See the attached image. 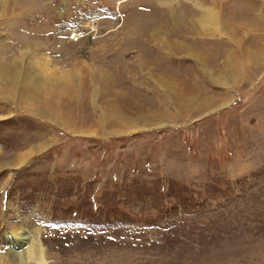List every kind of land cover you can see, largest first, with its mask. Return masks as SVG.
Here are the masks:
<instances>
[{"label": "rangeland", "instance_id": "1", "mask_svg": "<svg viewBox=\"0 0 264 264\" xmlns=\"http://www.w3.org/2000/svg\"><path fill=\"white\" fill-rule=\"evenodd\" d=\"M237 7L0 0V31L32 49L0 52L20 75L0 81L15 99L0 121V264H20L17 233L30 235L27 264H264V70L220 48L200 56L183 34L217 32L214 8ZM87 17L93 35L69 42ZM28 83L55 118L20 102ZM151 109L164 113L144 129L115 124Z\"/></svg>", "mask_w": 264, "mask_h": 264}, {"label": "crops", "instance_id": "2", "mask_svg": "<svg viewBox=\"0 0 264 264\" xmlns=\"http://www.w3.org/2000/svg\"><path fill=\"white\" fill-rule=\"evenodd\" d=\"M210 1L211 3L201 0L203 5L208 7L214 6L217 8V6L222 7L224 4H231L238 7L234 13H230V11L224 12L223 10L218 11V9L214 8L217 13L216 19L219 25V31L217 32L202 29H189L184 31L183 34L185 37L197 39L196 41L189 43L188 48L191 50L192 48L195 49L200 56L206 52L208 53L220 48L219 52H224L230 57H238V68H248L253 71L264 70V0ZM15 32V30L11 29L0 31V52L5 55V59H7L8 54L21 55L27 47L32 51L29 46L31 45V37L25 38L21 35L24 33L20 34ZM33 52L39 53L38 50ZM250 54L254 57L252 61H250V57L246 58V55ZM6 63L13 65L14 61H6ZM224 68L227 69V66H224ZM1 95L2 94H0V96ZM209 96L205 95L202 100H199L198 98H195L194 100L191 98L189 100L192 102L198 100L199 102L202 101V107L205 108L207 104L205 98ZM225 96L226 94L222 92V97L220 96V98L223 99ZM0 100H3L0 101V119H3L0 121H4V119L8 118L10 115L9 113L6 114V112L10 110L7 103H10V100L14 101L15 99L0 98ZM2 124L3 122H0V125Z\"/></svg>", "mask_w": 264, "mask_h": 264}, {"label": "bare ground", "instance_id": "3", "mask_svg": "<svg viewBox=\"0 0 264 264\" xmlns=\"http://www.w3.org/2000/svg\"><path fill=\"white\" fill-rule=\"evenodd\" d=\"M205 15V14H204ZM212 16V15H211ZM203 17V16H202ZM209 17V16H208ZM213 17V16H212ZM205 18V17H204ZM207 20V19H206ZM202 21H205L202 20ZM256 54V53H255ZM1 69H0V81H4V80H10L8 82H15L16 79H18V77L20 76L19 73H17L14 69H11V72H6V70H8V66H0ZM35 67H33L34 69ZM38 69V68H37ZM39 69L41 70L42 68L39 67ZM69 78V77H68ZM27 79V76H24L23 80L25 81ZM67 81H71V78L70 79H67ZM5 82V81H4ZM7 82V81H6ZM28 89L31 90V92H28V90L26 92H23L22 93V97H24V95L27 93V95L29 97L32 98V102H28L27 99H24L22 98L20 100V102L24 103V104H27V108L29 110H33L35 111L36 113L38 114H46L48 115L47 117L49 119H53L52 117H56L55 116V111H56V106L54 105L53 101L50 100L49 102L45 101V99H43L41 102H39L40 100V97L43 93V91L39 92L40 91V88L38 87L39 85L37 84H30L28 83ZM70 88V87H69ZM7 89V90H6ZM8 89L9 88H0V92L1 93H9L11 92V90L8 92ZM122 94V93H121ZM28 102V103H27ZM52 102V103H51ZM44 104H45V107H44ZM109 106V105H108ZM113 106H115L113 104ZM117 106V105H116ZM113 108V107H112ZM111 108V109H112ZM118 110V109H117ZM145 110V109H144ZM110 111V110H109ZM147 111V110H146ZM149 114L147 113H144V114H140V116L137 114V116H133V117H129L127 115H117L116 117V122L115 124L118 125H121L122 127L126 126L127 124L129 125V128L127 129V132H133V131H137L138 129H144L146 126L149 125V123L151 122V120H155L156 117H158L160 114H163L164 112L163 111H158V110H154V109H151L149 110ZM113 113V112H112ZM147 114V115H146ZM163 117V116H162ZM166 117V116H165ZM118 118V120H117ZM150 118V119H149ZM165 119V118H164ZM107 122V121H106ZM113 122V121H112ZM101 126V125H100ZM81 130V131H79ZM105 130V129H104ZM116 131H121V130H116ZM78 132H86L85 129H82L81 126L78 127ZM123 132V131H122ZM31 151L29 150L28 152H26L25 154L21 155L18 157V163L22 162L24 158H26V156L28 155V153H30ZM33 152V151H32ZM22 234V233H21ZM11 240H12V243H13V252L15 254V256L17 257H20L19 258V262L20 264H27V259H26V254L29 253L28 252V248H29V244H30V241L28 239H30V235H24V236H18V233L17 235L15 234H9L8 235ZM28 240V241H27ZM32 244V243H31ZM29 255V254H28Z\"/></svg>", "mask_w": 264, "mask_h": 264}, {"label": "built area", "instance_id": "4", "mask_svg": "<svg viewBox=\"0 0 264 264\" xmlns=\"http://www.w3.org/2000/svg\"><path fill=\"white\" fill-rule=\"evenodd\" d=\"M121 13H118L120 15ZM89 18V17H87ZM118 19L121 20L122 17H117ZM86 21V20H85ZM89 22H91L90 26L87 24L84 26L83 24H78V25H72L68 29L65 30V33L67 35V40L70 42H77L81 38L86 37V35L92 36L93 32L95 31V26L97 24L96 21H94V18H89ZM86 31V32H85Z\"/></svg>", "mask_w": 264, "mask_h": 264}, {"label": "clouds", "instance_id": "5", "mask_svg": "<svg viewBox=\"0 0 264 264\" xmlns=\"http://www.w3.org/2000/svg\"><path fill=\"white\" fill-rule=\"evenodd\" d=\"M41 247H43V246L41 245ZM41 264H48V261L47 260H42Z\"/></svg>", "mask_w": 264, "mask_h": 264}]
</instances>
